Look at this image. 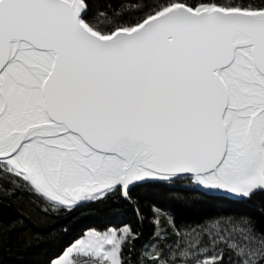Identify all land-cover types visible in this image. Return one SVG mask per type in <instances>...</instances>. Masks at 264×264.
<instances>
[{"label":"snow or ice","instance_id":"obj_1","mask_svg":"<svg viewBox=\"0 0 264 264\" xmlns=\"http://www.w3.org/2000/svg\"><path fill=\"white\" fill-rule=\"evenodd\" d=\"M255 197L264 0H0V250L111 201L47 264H264V207L203 211Z\"/></svg>","mask_w":264,"mask_h":264},{"label":"trees","instance_id":"obj_2","mask_svg":"<svg viewBox=\"0 0 264 264\" xmlns=\"http://www.w3.org/2000/svg\"><path fill=\"white\" fill-rule=\"evenodd\" d=\"M161 203L167 207L166 201L161 199ZM229 208L238 211H244L259 218L258 210L264 207V198L255 197L246 205L226 206L222 203H215L206 206L203 211H214L219 208ZM23 204L14 208H5L2 211V219L5 224L8 223L9 218L14 217L18 209H24ZM186 213L183 211L177 213V223L180 222ZM166 219V218H165ZM32 227L31 233H26L23 238L17 235V232H5L3 236L4 246L0 250V264H47L50 257H55L61 249L69 243L82 228L88 225L103 226L105 224H121L124 222H133L134 217L130 209L123 205H114L111 201L91 205L86 209H78L72 213L71 217L67 220L61 219H45L43 217H36L32 214ZM61 224H66L71 231L65 232L60 227ZM52 228L57 229L52 233V236L35 235L44 232H50ZM23 231V229H18ZM151 227L145 226L144 228V241L150 239ZM30 239L34 246L26 248L25 240Z\"/></svg>","mask_w":264,"mask_h":264}]
</instances>
